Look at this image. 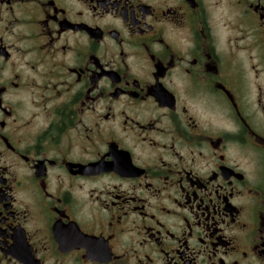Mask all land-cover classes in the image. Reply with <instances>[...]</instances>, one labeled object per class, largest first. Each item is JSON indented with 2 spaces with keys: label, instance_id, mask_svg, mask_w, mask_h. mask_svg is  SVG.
I'll list each match as a JSON object with an SVG mask.
<instances>
[{
  "label": "flooded vegetation",
  "instance_id": "flooded-vegetation-1",
  "mask_svg": "<svg viewBox=\"0 0 264 264\" xmlns=\"http://www.w3.org/2000/svg\"><path fill=\"white\" fill-rule=\"evenodd\" d=\"M0 264H264V0H0Z\"/></svg>",
  "mask_w": 264,
  "mask_h": 264
}]
</instances>
